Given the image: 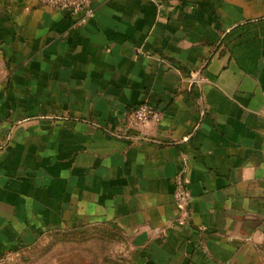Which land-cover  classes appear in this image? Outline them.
<instances>
[{
	"label": "crops",
	"instance_id": "obj_1",
	"mask_svg": "<svg viewBox=\"0 0 264 264\" xmlns=\"http://www.w3.org/2000/svg\"><path fill=\"white\" fill-rule=\"evenodd\" d=\"M92 4L0 0V255L87 264L47 244L106 234L113 264H264V0Z\"/></svg>",
	"mask_w": 264,
	"mask_h": 264
},
{
	"label": "built area",
	"instance_id": "obj_2",
	"mask_svg": "<svg viewBox=\"0 0 264 264\" xmlns=\"http://www.w3.org/2000/svg\"><path fill=\"white\" fill-rule=\"evenodd\" d=\"M37 2L46 7L67 11L73 15L81 14L79 24L83 25L95 17L93 0H37ZM159 111L150 103L138 105L129 115L127 125L130 128L141 129L152 121L159 119ZM176 204L182 213L181 223H184L185 207L187 205V194L179 189L175 193ZM21 252L18 250L8 251L0 255V264H19Z\"/></svg>",
	"mask_w": 264,
	"mask_h": 264
},
{
	"label": "rangeland",
	"instance_id": "obj_3",
	"mask_svg": "<svg viewBox=\"0 0 264 264\" xmlns=\"http://www.w3.org/2000/svg\"><path fill=\"white\" fill-rule=\"evenodd\" d=\"M103 238L90 237L88 234L87 237L81 239V237H76L74 234H67L62 238H54L49 242L48 254L51 256H57L59 253L63 252V249L67 255L73 254L74 251H77L76 245H83V247H87L88 252L84 254L86 257V263H90L91 258H97L98 264H113L114 262L111 259L121 260L123 253L115 252L114 254H108L107 252L111 248V252H113L118 248L117 245H121V239L112 237L110 235L102 234ZM92 247H97L99 249L98 253H92ZM115 245V246H114ZM80 247V246H77ZM109 249V250H108ZM61 250V252H60ZM111 258V259H109ZM94 264V263H93Z\"/></svg>",
	"mask_w": 264,
	"mask_h": 264
}]
</instances>
